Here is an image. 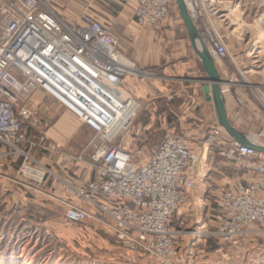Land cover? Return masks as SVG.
I'll return each instance as SVG.
<instances>
[{
	"label": "built area",
	"instance_id": "obj_1",
	"mask_svg": "<svg viewBox=\"0 0 264 264\" xmlns=\"http://www.w3.org/2000/svg\"><path fill=\"white\" fill-rule=\"evenodd\" d=\"M77 1L0 0V175L6 160H13L21 162L24 179L18 182L24 185L41 186L54 176L32 156L37 147L45 148L30 134L36 123L29 105L41 92L93 132L74 159L97 178L79 188L62 181L67 193L90 207L66 200L69 222L111 231L127 250L169 261L175 252L173 219L203 182L197 149L205 152L208 146L207 152L217 151L242 173L222 193L216 230L208 235L223 245L253 239L264 224V155L222 137L217 127L208 145L171 133L149 150H126L117 140L133 128L141 104L124 96L122 87L127 76L136 75L133 70L141 71L124 58L111 27L87 10L78 13L77 22L63 18L61 9ZM119 1L135 5L138 25L151 29L165 24L175 5V0ZM185 1L214 61L225 60L228 48L207 15L209 0ZM198 73L193 82L203 86L205 72Z\"/></svg>",
	"mask_w": 264,
	"mask_h": 264
},
{
	"label": "rangeland",
	"instance_id": "obj_2",
	"mask_svg": "<svg viewBox=\"0 0 264 264\" xmlns=\"http://www.w3.org/2000/svg\"><path fill=\"white\" fill-rule=\"evenodd\" d=\"M109 1H105L107 7L117 11ZM84 4H87L86 0H78L70 8L66 5L60 13L66 20L77 22ZM206 12L228 48L220 73L226 81L224 89L231 120L238 122V118L249 113L257 125V133L252 134L264 145V0H209ZM172 18L180 19L176 2ZM124 58L131 61L126 56ZM44 98L43 106L33 114L32 121L36 125L30 130L37 141L47 136L55 121V117L44 118L41 112L55 104ZM139 103L141 110L133 128L124 132L117 142L139 134L153 148L168 134L176 133L192 136L193 140L198 137L208 145L212 132L209 126L213 125L209 115L202 118L199 127L190 126L183 122L184 114L177 107L181 100L177 99L175 108H169L171 102L164 100L157 113L147 111L143 101ZM211 116L215 118L214 113ZM147 124L151 127L148 128ZM80 125L73 118V132H77L81 139ZM221 136L226 137L223 131ZM56 145V152H64L73 158L82 152ZM134 148L132 146L131 150ZM194 148L197 149V145ZM197 152L202 154L203 150L197 149ZM49 168L54 173L53 178L60 176ZM201 168L203 182L191 191L188 203L173 219L175 252L169 261L131 252L109 231L98 230L90 223L72 224L48 187L24 185L18 182L24 179L18 168L9 171L4 168L0 175V264H264V224L258 235L238 245H223L208 238L221 211L220 196L242 177V173L222 161L217 151L206 152Z\"/></svg>",
	"mask_w": 264,
	"mask_h": 264
},
{
	"label": "crops",
	"instance_id": "obj_3",
	"mask_svg": "<svg viewBox=\"0 0 264 264\" xmlns=\"http://www.w3.org/2000/svg\"><path fill=\"white\" fill-rule=\"evenodd\" d=\"M105 1L107 0H86L87 4H84L83 10H87L97 20L111 27L112 36L118 42L120 52L131 59V62L141 71V75L127 76L124 79L122 87L124 96L137 97L147 105V111L150 110L156 113L161 108V103L164 100L171 102L168 105L169 108H175V102L178 99L181 100V104L177 105V107L184 114L182 119L185 124L197 126L202 123V118L209 115V121L213 124L209 128L214 129L217 127L213 103L206 100L203 87L193 83L198 76L199 70L203 69V67L193 51L181 16V20L172 18L161 28L151 29L138 25L135 5H123L119 0H108L110 3L113 2V6L118 9L115 11L112 8L109 9ZM262 24L264 26V22ZM163 60L164 62H162ZM124 61L129 63L126 60ZM222 79L225 80L223 77ZM222 94L228 118L232 125L242 133L255 137L252 133H257V125L253 123L252 116L248 113L243 118H238V122H233L230 117L229 101H227L224 84L222 85ZM44 97V94L39 92L32 98L29 106L33 114H37L40 107L43 106L46 101ZM55 104L41 111L44 118L53 119L55 117V121L47 136L37 141L36 136L31 134L32 139L45 146V148L37 147L33 150L34 158L42 165L56 170L60 175L56 176L57 178L48 177L43 187L44 189L47 187L50 189L51 194L65 211L68 209L65 204L66 200L71 203H78L83 208L90 210L89 205L80 203L74 193L65 191L62 181L71 183L79 188L87 187L97 177L90 168L86 167V170H82L81 165L73 157L68 156L64 152H56L55 149L57 147L56 144H59L65 149L82 151L89 143L92 131L70 111ZM211 113H214L215 118H212V116L210 118ZM254 115L256 114L254 113ZM73 118L81 123L80 127H78L83 132L81 139L77 132H73ZM146 126L148 128L151 127L149 124ZM147 142L148 140H143L139 134L133 137L126 136L119 141L126 150H131L132 146L149 150L151 146ZM58 147L62 149L60 146ZM6 164V171H9L19 168L21 162L15 163L13 160H6ZM238 182L239 179H236L231 186L237 185ZM219 205L222 211V195L220 196ZM215 230L216 227L213 224L210 233ZM109 233L114 235L111 231ZM208 238L219 241L214 236Z\"/></svg>",
	"mask_w": 264,
	"mask_h": 264
},
{
	"label": "water",
	"instance_id": "obj_4",
	"mask_svg": "<svg viewBox=\"0 0 264 264\" xmlns=\"http://www.w3.org/2000/svg\"><path fill=\"white\" fill-rule=\"evenodd\" d=\"M175 2L178 7L179 14L186 26L193 51L201 61V65L205 72V76L202 78V80L206 82V84L202 86L203 92L205 94L206 100L208 102H212L214 105L219 128L224 132L228 139L233 140L243 146L252 148L256 152L264 155L263 144L259 145L254 143L251 136L239 131L229 121L222 94V85L225 84L226 81L222 79L220 69L212 58L197 25L192 19L186 1L175 0Z\"/></svg>",
	"mask_w": 264,
	"mask_h": 264
},
{
	"label": "bare ground",
	"instance_id": "obj_5",
	"mask_svg": "<svg viewBox=\"0 0 264 264\" xmlns=\"http://www.w3.org/2000/svg\"><path fill=\"white\" fill-rule=\"evenodd\" d=\"M122 63L125 64V65H127L128 67H129V66H130L131 68L134 67L133 65H131V64L127 63V62H125L123 59H122ZM217 66H218V68H219L220 66H223L222 61H218V62H217ZM133 72H134V74H136V75H139V74H140L139 72L134 71V70H133ZM251 138H252V141H253L254 143L261 145V143L259 142V140H258L256 137H251ZM206 152H207V149H206V151L203 153L202 157L199 159L198 164H199L200 168H201V164L204 162ZM201 169H203V168H201Z\"/></svg>",
	"mask_w": 264,
	"mask_h": 264
}]
</instances>
